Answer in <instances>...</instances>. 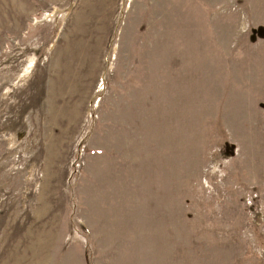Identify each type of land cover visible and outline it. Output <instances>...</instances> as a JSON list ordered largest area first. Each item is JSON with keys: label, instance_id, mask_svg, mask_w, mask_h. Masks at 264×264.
Instances as JSON below:
<instances>
[{"label": "rangeland", "instance_id": "1", "mask_svg": "<svg viewBox=\"0 0 264 264\" xmlns=\"http://www.w3.org/2000/svg\"><path fill=\"white\" fill-rule=\"evenodd\" d=\"M0 264H264V0H0Z\"/></svg>", "mask_w": 264, "mask_h": 264}]
</instances>
